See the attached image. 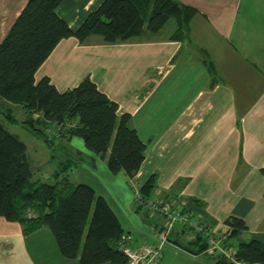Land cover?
<instances>
[{
    "label": "crops",
    "instance_id": "0c3cea01",
    "mask_svg": "<svg viewBox=\"0 0 264 264\" xmlns=\"http://www.w3.org/2000/svg\"><path fill=\"white\" fill-rule=\"evenodd\" d=\"M26 1L0 0V42ZM102 1L62 0L56 13L75 30ZM179 1L196 9L190 38L174 40L171 32L160 31L114 43L95 35L83 42L70 36L58 41L37 68L35 80L47 76L60 91L89 76L117 104L119 115H129V125L146 144L144 160L130 179L122 170L109 172L106 158L86 149L81 138L56 137L46 161L60 151L65 162L46 177L58 173L70 179L73 158L87 156L89 171L122 209L124 223L111 208L131 235L133 248L152 241L164 224L138 214L135 196L151 175L152 198L179 199L222 233L228 217H241L246 229L231 245L264 244V175L259 171L264 167V0ZM16 105L21 107L0 99V123L6 130V123L26 128L22 107L21 119L12 115ZM99 195L107 201L106 194ZM186 232L191 236L183 240ZM168 237L187 244L194 233L177 223ZM28 238L19 222L0 216V264H50L47 254L32 256ZM183 251L207 255L216 264L214 254Z\"/></svg>",
    "mask_w": 264,
    "mask_h": 264
},
{
    "label": "trees",
    "instance_id": "16d2710c",
    "mask_svg": "<svg viewBox=\"0 0 264 264\" xmlns=\"http://www.w3.org/2000/svg\"><path fill=\"white\" fill-rule=\"evenodd\" d=\"M61 1L27 0L0 42V99L21 105L22 123L48 145L57 138L79 137L86 149L106 158L109 172L122 170L131 179L144 160L146 144L129 125V115H119L117 104L89 76L60 91L47 76L35 80L34 73L58 41L70 36L80 42L92 35L108 43L123 42L144 32L156 34L173 20L169 38H190L189 21L196 9L179 0H103L72 30L56 13ZM47 129L56 131L57 138ZM259 171L264 175V167ZM154 181L151 175L140 187L143 196L151 194ZM0 216L19 222L26 236L48 227L60 254L77 258L79 264L126 263L119 246L126 232L106 199L67 174L34 178L25 143L1 123ZM225 224L222 245L234 248L233 259L215 252V263L264 264L260 241L231 245L246 229L245 221L230 216ZM168 239L187 252H207V240L199 233L187 244Z\"/></svg>",
    "mask_w": 264,
    "mask_h": 264
},
{
    "label": "rangeland",
    "instance_id": "374dc122",
    "mask_svg": "<svg viewBox=\"0 0 264 264\" xmlns=\"http://www.w3.org/2000/svg\"><path fill=\"white\" fill-rule=\"evenodd\" d=\"M174 22L170 20L164 28L160 31L161 34H166L172 31ZM10 112L7 110V113ZM12 115H14L17 119H21L23 117V110L21 107L17 106L14 107V110H11ZM2 115H6V111L3 110ZM7 130L14 132L16 136L22 140L26 145V153L30 162V166L33 171L34 178H41L47 180L46 174L51 169H55L58 164L61 162L64 163L63 155L60 151V154L55 155V157L51 158L49 161H46V158L49 159L52 147L48 145L46 142L43 141L42 137L38 133H31L29 130H26L23 126H15L12 123H6ZM55 148V147H54ZM56 151V149H55ZM73 158L75 164L71 166L68 170V174L71 180L75 182H85L89 183L94 186L96 194H106L107 201L109 202L111 208L118 214L119 218L122 220V223L125 222V217L122 214V209L120 206L114 201L113 197L107 194V192L102 188L103 183L96 178L89 171V165H91L87 156H83L82 158ZM87 166V167H86ZM98 173H100V170ZM102 183V184H101ZM109 193V192H108ZM132 207H135L132 206ZM141 210H138V214L148 218L149 220H153L155 223L156 221L161 224L163 219L158 216V213L148 210L146 208L141 207ZM147 210V212H146ZM134 211V210H133ZM153 216V217H152ZM158 216V217H157ZM126 226V225H124ZM136 235V234H135ZM158 235V234H157ZM154 236L152 241H148L147 244L151 246L160 245V264H210L214 263V261L209 258L207 255H200L198 257H194L191 255L186 254L183 250L176 247L172 242L169 241L167 238L165 241H160L158 236ZM190 233L186 232L182 237L183 240L190 238ZM28 248L35 258L36 254L43 253L47 254V260L50 264H75V259H70L62 256L60 252H58L56 243L53 239V236L48 227L44 226L39 230L33 232L29 235L28 238ZM234 243V241H233ZM163 254H165L164 259H162ZM62 259V260H60ZM79 264V263H78ZM108 264V263H103Z\"/></svg>",
    "mask_w": 264,
    "mask_h": 264
},
{
    "label": "built area",
    "instance_id": "2783aa9c",
    "mask_svg": "<svg viewBox=\"0 0 264 264\" xmlns=\"http://www.w3.org/2000/svg\"><path fill=\"white\" fill-rule=\"evenodd\" d=\"M47 134L54 137L58 135L53 129H47ZM135 202L138 207L156 212L163 219L164 224L158 232V239L160 241H165L173 227L179 223L190 228L194 233H199L205 237L208 244V253L219 252L228 259H233L234 248L224 247L222 245L224 233L214 230L195 217L191 211L185 209L184 203L179 199L164 201L154 199L150 195L143 196L137 192ZM131 238L130 234L124 233L120 239L119 246L126 256L125 264H159L161 258L160 245L151 246L144 244L140 247L133 248L130 246Z\"/></svg>",
    "mask_w": 264,
    "mask_h": 264
}]
</instances>
